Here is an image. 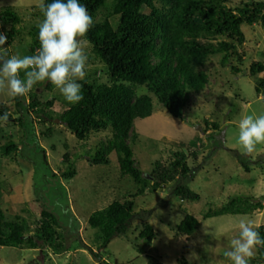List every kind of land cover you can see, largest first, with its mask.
<instances>
[{"label": "rangeland", "instance_id": "1", "mask_svg": "<svg viewBox=\"0 0 264 264\" xmlns=\"http://www.w3.org/2000/svg\"><path fill=\"white\" fill-rule=\"evenodd\" d=\"M41 2L44 0H0V9L12 8L21 19L23 41L18 43L16 39L5 46L9 56L23 57V51L31 43L27 35L29 27L38 26L42 21L33 13V8H39ZM252 2L264 3V0H228V7L234 9L239 3ZM240 29L245 37L239 49L243 52L242 63L234 58L221 67V55L211 57L203 68L208 76L207 86L199 96L190 97L184 121L171 117L150 95L152 115L133 123L137 139L130 146L141 173L147 175L156 163L167 164L175 158L174 154L181 152L192 168L193 178L180 183L200 196L197 201H183L170 194L178 183L175 181L155 193L146 191L134 197V213L146 212L148 217L145 214L143 217L155 233L149 245L136 240L142 222L139 220L132 223L125 235L113 238L103 249H98L93 242L96 231L87 226L92 213L113 201L127 199L138 189L129 176L120 175L114 153L104 165H91L87 161V157L110 138V129L91 133L83 142L77 141L63 125L55 123L64 113L66 101L47 81L38 83L37 89V84L34 85L29 93L35 90L41 103L55 99L48 110L50 119L40 122L34 110L27 109L22 113L25 124L21 127L14 98L6 86L0 87V104L6 105L12 118L2 124L0 134L18 145L11 157L0 161V209L9 219L20 216L29 223L38 220L41 210L46 209L57 216L61 224L60 228H55L59 252L50 248L41 251L0 247V264H149V258L159 264H179L181 258L187 264H225L223 254L229 249L230 241L238 237L241 220L250 221L256 229L264 226V144H258L250 155H243L238 142L239 122L248 115H264V97L256 94L254 88L256 80L264 78V73L248 77L251 63L264 64V29L258 24H242ZM0 32L6 34L3 28ZM85 52L88 70L92 68L89 60L93 61V57L87 44ZM231 66H238L239 72L232 71ZM96 78L99 83L108 82L102 72ZM90 80H93L91 75ZM29 93L19 98L21 107L28 104ZM143 94H148L147 90L139 89L137 95ZM203 120L207 121L206 130ZM212 123H218L216 131ZM65 153L75 163V177L59 182L55 178L45 185L43 176L47 177L49 172L44 170L49 169L59 176L58 170L66 168L62 162ZM41 160L48 168L41 165ZM239 160L250 167L249 172L244 171ZM236 197L250 198L244 215L202 220L208 210H216ZM186 215L200 223L197 232L188 238L176 232ZM88 247L100 254V261ZM139 248L143 249V254L138 252Z\"/></svg>", "mask_w": 264, "mask_h": 264}, {"label": "trees", "instance_id": "2", "mask_svg": "<svg viewBox=\"0 0 264 264\" xmlns=\"http://www.w3.org/2000/svg\"><path fill=\"white\" fill-rule=\"evenodd\" d=\"M51 2L44 0L43 3ZM79 3L87 8L94 21L83 38L93 57V61L89 60L92 68L86 70L85 79L79 81L83 99L76 104L64 103L66 109L59 120L79 142L85 141L91 133L110 129V138L93 155L88 156L87 161L91 165H104L108 156L114 153L120 175L129 176L138 187L136 193L127 199L113 201L106 208L92 213L87 226L96 231L93 242L98 245V249H103L113 238L125 235L132 223L139 220L142 222L136 240L149 245L155 233L147 223V218L143 217L144 214L148 217L146 212L134 213V197L146 191L155 193L175 181L178 183L170 194L183 201H197L200 196L180 183L181 180L193 178L192 168L181 152L174 154L175 158L167 164L156 163L147 174L149 177L141 173L130 146L137 139L133 123L152 115L150 95L171 117L184 121V110L190 97L199 96L207 86L208 76L203 68L210 58L221 55V67L227 66L234 58L242 63L243 52H239V49L245 37L240 27L242 24H258L264 29V3H239L234 9L228 7V0H79ZM33 9L34 15L43 20L40 9ZM0 22V28L6 30L5 46L11 45L16 39L18 43L23 41L20 38L21 19L12 8L0 9ZM38 33V26L29 27L27 35L31 43L23 51V56L36 53L40 46ZM231 70L239 72L238 66H231ZM99 72L107 76V83L98 82L96 76ZM263 73L264 64L254 62L248 68V77ZM89 74L93 80H90ZM22 76L23 71L20 73ZM38 86L40 84H37L36 89ZM141 88L146 89L148 94L138 96L137 92ZM254 88L256 94L264 97V78L256 80ZM29 94L25 107H21V97L13 99L20 115L21 127L25 124L22 113L27 109L34 110L40 122L50 119L48 110L55 100L53 98L41 103L35 90ZM5 112L9 113L8 108L0 104V116ZM10 121L12 118L9 114L7 122ZM7 122L0 121V133L2 124ZM202 122L206 130L207 121ZM211 126L215 131L218 129V123H212ZM17 149L18 145L11 138L7 140L0 134V161L11 157ZM192 155L195 157L194 153ZM62 162L66 168L58 170L59 176L52 174L49 169L44 170L49 172L47 177L43 176L45 185L48 186L55 178L59 182L75 177V163L69 160L67 153L62 157ZM238 163L245 172L250 171L245 162L239 160ZM41 165L48 168L43 162ZM249 202L248 197L231 198L224 206L208 210L202 215V220L224 215H244L245 205ZM258 206L261 207L259 203ZM58 220L46 209L41 210L38 220L30 223L20 216L9 219L0 209V247L41 251L50 248L59 252L55 233V228L61 225ZM199 225L195 217L186 215L176 227V232L188 238L197 232ZM73 226L71 229H74ZM256 230L264 238V226ZM88 249L96 260H101L99 253ZM138 252L144 253L141 248ZM148 261L149 264H159L153 258ZM178 262L187 264L182 258ZM249 264H264V247L257 246Z\"/></svg>", "mask_w": 264, "mask_h": 264}, {"label": "clouds", "instance_id": "3", "mask_svg": "<svg viewBox=\"0 0 264 264\" xmlns=\"http://www.w3.org/2000/svg\"><path fill=\"white\" fill-rule=\"evenodd\" d=\"M43 20L38 25L39 48L33 55L9 56L7 36L0 32V87H7L15 97L27 95L34 85L50 82L69 104L83 99L82 81L86 77L87 41L83 39L94 21L79 0H52L38 5ZM23 71L24 78L20 77ZM9 113L0 116L7 122ZM238 142L243 155H250L258 144H264V115L244 117L238 125ZM257 246L264 247V238L250 221L241 220L239 235L230 241L223 254L225 264H249Z\"/></svg>", "mask_w": 264, "mask_h": 264}, {"label": "water", "instance_id": "4", "mask_svg": "<svg viewBox=\"0 0 264 264\" xmlns=\"http://www.w3.org/2000/svg\"><path fill=\"white\" fill-rule=\"evenodd\" d=\"M55 123H59V124H61V121H60V120H56Z\"/></svg>", "mask_w": 264, "mask_h": 264}]
</instances>
